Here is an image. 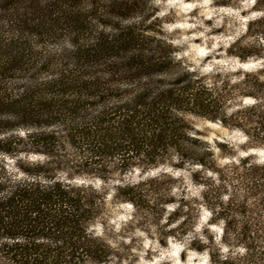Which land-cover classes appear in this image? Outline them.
<instances>
[{
    "label": "trees",
    "instance_id": "1",
    "mask_svg": "<svg viewBox=\"0 0 264 264\" xmlns=\"http://www.w3.org/2000/svg\"><path fill=\"white\" fill-rule=\"evenodd\" d=\"M253 2L260 51L249 56L261 57L264 0ZM248 96L229 123L227 85L176 58L152 0H0V264H111L91 230L103 226L105 199L148 211L152 192L122 177L159 165L199 166L226 184L202 194L218 239L187 243L206 264H264V164L248 153L264 150V101ZM188 117L244 133L246 154L226 176L216 151L231 150ZM89 177L110 192L74 182ZM182 203L171 222L184 220Z\"/></svg>",
    "mask_w": 264,
    "mask_h": 264
},
{
    "label": "rangeland",
    "instance_id": "2",
    "mask_svg": "<svg viewBox=\"0 0 264 264\" xmlns=\"http://www.w3.org/2000/svg\"><path fill=\"white\" fill-rule=\"evenodd\" d=\"M253 3V0H152L165 31L172 39L176 58L204 77L206 82L227 85L231 92L226 103L229 123L233 122L229 114L254 103L248 96L250 92L264 101V44L261 57L249 56L259 50L254 36L258 28L255 21L261 14ZM237 54L244 56L243 59ZM188 119L208 143L216 140L228 146L222 147L221 151L231 150L232 156L228 157H221L216 151V165L226 176L234 159L246 154L244 133L235 126L194 117ZM248 153L253 162L264 164L263 148ZM122 181L152 192L155 202L148 211H135L128 202L106 197L103 226L95 224L91 230L112 248L111 264L207 263L206 255L193 251L187 243L193 238L204 240L212 236L218 239L220 222L208 215L202 194L206 185L226 186L225 183L219 184L214 174L191 165L181 169L166 165L135 169L124 175ZM74 182L96 189L102 187L110 192V185H101L93 177ZM171 198L174 203H161ZM182 202L188 206L183 211L184 220L171 222L173 208ZM156 239L163 243L159 244Z\"/></svg>",
    "mask_w": 264,
    "mask_h": 264
}]
</instances>
